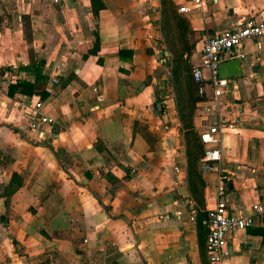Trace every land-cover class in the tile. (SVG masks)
Instances as JSON below:
<instances>
[{
    "label": "crops",
    "instance_id": "1",
    "mask_svg": "<svg viewBox=\"0 0 264 264\" xmlns=\"http://www.w3.org/2000/svg\"><path fill=\"white\" fill-rule=\"evenodd\" d=\"M100 1L93 15L90 0H0V264H208L198 220L219 173L230 212L264 203V42L239 46L218 113L178 76L206 37L263 20L264 0ZM38 72L42 140L29 128L37 96L7 93ZM207 123L223 124L219 160L201 154L190 171L186 140L203 152ZM226 243L224 264H264V216Z\"/></svg>",
    "mask_w": 264,
    "mask_h": 264
},
{
    "label": "built area",
    "instance_id": "2",
    "mask_svg": "<svg viewBox=\"0 0 264 264\" xmlns=\"http://www.w3.org/2000/svg\"><path fill=\"white\" fill-rule=\"evenodd\" d=\"M193 9L202 10L204 0H188ZM180 12H186V6L178 8ZM244 40H251L255 51H260L264 42V19L253 22L246 21L238 26L223 28L212 36L203 40L199 52V60L191 68V79L196 85V95L203 103L202 111L205 114L218 113L221 105L220 100L226 90L230 88L228 79H220L216 75L217 64L233 57L241 60L244 53L239 51V46ZM13 68V67H12ZM206 86L211 89V96L206 95ZM41 102L36 101L33 104L34 114L30 120V130L36 131L39 139H45V131L42 125L48 124L47 116L40 112ZM223 124H205L200 133V141L204 146L202 161L219 160V134ZM48 132V130L46 131ZM51 134V133H50ZM225 176L219 173L218 184L216 188L217 199L214 207L206 214L201 223L206 226L205 250L208 264H224L230 256V250L227 247L226 239L229 234L240 229H244L252 224V216H264V203L255 202L249 209V213H235L227 209L221 196L225 190Z\"/></svg>",
    "mask_w": 264,
    "mask_h": 264
},
{
    "label": "trees",
    "instance_id": "3",
    "mask_svg": "<svg viewBox=\"0 0 264 264\" xmlns=\"http://www.w3.org/2000/svg\"><path fill=\"white\" fill-rule=\"evenodd\" d=\"M90 4H91V12L93 15H96L97 11L103 6L100 0H90ZM97 49H98V38L95 35L93 40V45L92 48L89 50V53H95ZM182 66L184 71H189V75L186 79V89L188 90L190 97H192L193 100H196L198 97L195 91L196 85L191 79V75H190L191 69L189 68L188 65L183 64ZM173 74L175 75V77H177L179 75V72L175 70ZM45 81H46V77L38 72L35 74V78L32 82L19 79L16 80L14 83L8 84L7 93L12 94L13 92H18L29 96L35 95L38 98L37 101L44 102L49 97V93L45 88ZM64 84L65 82L61 83V85ZM186 144H187V162L190 170V164H192L193 160H195L199 155L201 156L203 152H202L201 144L195 142V139H190V141L188 140V142L186 140ZM206 214L203 217L199 218L198 220L199 225H201L205 229V231H207L206 226L201 223V220L205 218Z\"/></svg>",
    "mask_w": 264,
    "mask_h": 264
},
{
    "label": "water",
    "instance_id": "4",
    "mask_svg": "<svg viewBox=\"0 0 264 264\" xmlns=\"http://www.w3.org/2000/svg\"><path fill=\"white\" fill-rule=\"evenodd\" d=\"M216 75L220 79H230V81H232L236 76L242 75L240 60L236 57H233L220 61L216 67ZM146 83H148L147 80H145L140 87L142 88ZM225 186L229 189L230 182L226 181Z\"/></svg>",
    "mask_w": 264,
    "mask_h": 264
},
{
    "label": "rangeland",
    "instance_id": "5",
    "mask_svg": "<svg viewBox=\"0 0 264 264\" xmlns=\"http://www.w3.org/2000/svg\"><path fill=\"white\" fill-rule=\"evenodd\" d=\"M190 70V69H189ZM170 72V71H169ZM170 74V73H169ZM189 75V71H184L182 73H180V75L178 77L184 79L185 77L187 78ZM170 76V75H169ZM168 81V80H167ZM171 81V80H170Z\"/></svg>",
    "mask_w": 264,
    "mask_h": 264
}]
</instances>
